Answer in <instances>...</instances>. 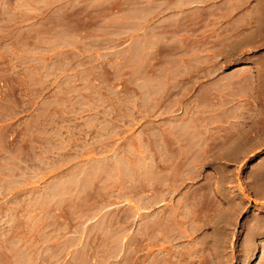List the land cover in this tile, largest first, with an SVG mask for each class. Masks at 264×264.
<instances>
[{
	"label": "rangeland",
	"instance_id": "374dc122",
	"mask_svg": "<svg viewBox=\"0 0 264 264\" xmlns=\"http://www.w3.org/2000/svg\"><path fill=\"white\" fill-rule=\"evenodd\" d=\"M0 264H264V0H0Z\"/></svg>",
	"mask_w": 264,
	"mask_h": 264
},
{
	"label": "bare ground",
	"instance_id": "6f19581e",
	"mask_svg": "<svg viewBox=\"0 0 264 264\" xmlns=\"http://www.w3.org/2000/svg\"><path fill=\"white\" fill-rule=\"evenodd\" d=\"M240 67H242V66H240ZM245 69H246V67L238 68V69L235 70V72H242V71H244Z\"/></svg>",
	"mask_w": 264,
	"mask_h": 264
},
{
	"label": "crops",
	"instance_id": "0c3cea01",
	"mask_svg": "<svg viewBox=\"0 0 264 264\" xmlns=\"http://www.w3.org/2000/svg\"><path fill=\"white\" fill-rule=\"evenodd\" d=\"M245 65V64H244ZM244 65H241V66H244ZM238 68H242V67H240V66H237ZM247 67V66H246ZM238 68H236V69H238ZM248 68V67H247ZM244 71H246V69L244 70ZM234 72H235V70H234ZM243 72V71H242ZM235 73H238V72H235Z\"/></svg>",
	"mask_w": 264,
	"mask_h": 264
}]
</instances>
